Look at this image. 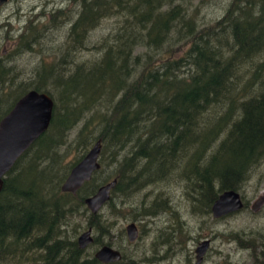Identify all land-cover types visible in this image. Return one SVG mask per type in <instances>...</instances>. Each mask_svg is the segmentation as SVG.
Masks as SVG:
<instances>
[{
	"label": "trees",
	"instance_id": "obj_1",
	"mask_svg": "<svg viewBox=\"0 0 264 264\" xmlns=\"http://www.w3.org/2000/svg\"><path fill=\"white\" fill-rule=\"evenodd\" d=\"M191 1L90 0L68 34L82 48L103 18L114 17L117 27L91 46L99 58L72 67L42 64L27 84L7 80L0 61V119L30 89L55 103L47 130L3 179L0 264H105L79 247L81 224L72 223L100 185L116 180L107 202L114 211L115 195L127 198L159 183L187 157L177 177L194 211L209 212L221 192L238 191L264 159V0H230L220 18L204 25ZM98 139L100 168L75 194L63 192L62 181ZM72 140L79 155L59 173L58 150ZM108 162L116 166L97 178ZM133 209L146 218L169 207L156 197ZM85 219L95 232L90 245H110L103 238L113 221L100 212ZM126 260L122 254L111 264Z\"/></svg>",
	"mask_w": 264,
	"mask_h": 264
},
{
	"label": "rangeland",
	"instance_id": "obj_2",
	"mask_svg": "<svg viewBox=\"0 0 264 264\" xmlns=\"http://www.w3.org/2000/svg\"><path fill=\"white\" fill-rule=\"evenodd\" d=\"M198 1L192 0L190 8L197 21L203 25L220 18L230 2ZM37 2L38 0H9L0 5V61L8 68L7 80H15L16 83L27 84L34 81L35 70L42 64L67 67L70 64L72 67L74 63L99 58L100 53L91 49V46L118 25L114 17L103 18L89 36L83 39V47L78 48V45L74 46L68 33L70 23L79 17L82 8L65 0H42L46 4L44 7L37 5ZM24 41L27 42L26 45L23 44ZM139 50L140 47L136 49ZM9 83L10 81L6 83L4 90L10 91ZM106 103L102 101L100 109L105 108ZM99 123L95 124L96 132L101 129ZM79 126L81 122L71 130L69 140L73 139ZM159 140V137L156 138V144L160 143ZM94 143L95 141L89 145L87 151ZM78 148L79 146L73 145V140L59 148V173L79 155ZM126 152L128 148L120 154ZM187 159L180 160L176 164V173H171L159 183L146 185L127 198L115 195L113 202L118 209L111 211L109 204L103 205L99 212L107 220L113 221L111 235L104 237V241L111 240L110 246L125 254L130 264H194L195 249L206 239L210 243L202 264H264V205L257 212L251 209L254 200L264 192V159L252 169L248 180L238 190L243 195L246 206L220 218L213 217L211 209L209 212L194 211L196 205L192 206L186 196L185 182L177 177ZM109 163L106 166L107 172L98 173L97 178L106 176L116 166V162L112 167ZM140 166L138 164L137 169ZM26 178L25 175L22 180ZM156 197L164 198L169 209H159L146 218L134 216L133 206H138L141 202L149 204ZM124 202L128 205L125 206ZM87 210H80L74 215L72 223L76 221L81 224L76 237L88 228L85 218L90 210ZM131 222L138 228V237L134 241L128 240L125 230L126 225ZM66 228L69 230L70 227ZM94 234L92 229L93 237ZM98 248V245H88L86 250L94 254ZM127 260L118 264H129Z\"/></svg>",
	"mask_w": 264,
	"mask_h": 264
},
{
	"label": "water",
	"instance_id": "obj_3",
	"mask_svg": "<svg viewBox=\"0 0 264 264\" xmlns=\"http://www.w3.org/2000/svg\"><path fill=\"white\" fill-rule=\"evenodd\" d=\"M5 0H0V3ZM53 99L45 92L35 89L23 94L0 119V191L3 179L13 167L19 157L41 136L48 128L53 111ZM101 139L95 141L86 154L70 169L61 185L63 192L75 194L81 186L92 178L93 173L100 168ZM113 179L100 185L97 190L85 198V205L92 213H98L111 196V189L115 186ZM264 205V192L252 203L254 212ZM244 208V201L239 191L225 190L221 192L211 206L213 217L218 218ZM129 241L138 237V228L134 222L125 227ZM93 242L91 227H88L77 237L81 249H85ZM210 241H201L195 249L194 264H201ZM94 257L102 263L118 262L122 259L121 252L110 245H102L94 252Z\"/></svg>",
	"mask_w": 264,
	"mask_h": 264
},
{
	"label": "flooded vegetation",
	"instance_id": "obj_4",
	"mask_svg": "<svg viewBox=\"0 0 264 264\" xmlns=\"http://www.w3.org/2000/svg\"><path fill=\"white\" fill-rule=\"evenodd\" d=\"M65 1H72L73 3H75L76 5H78V6H80L81 8H83V5L85 4V3H87L88 1H90V0H65ZM7 2H9V0H5V2H3L4 4H6ZM51 2H54V1H51ZM3 3H0V5H2ZM37 5H39L40 7H44L46 4L45 3H42V0H38V2L36 3ZM48 17H50V18H52V16L51 15H48ZM24 34V33H23ZM22 34V35H23ZM22 35H21V37H22ZM241 194V193H240ZM241 196H242V198H243V201H244V197H243V195L241 194ZM246 206V203H245V201H244V207ZM228 215V214H227ZM224 216H226V215H224ZM221 217H223V216H221ZM218 218H220V217H218ZM203 262V261H202ZM112 263H114V262H112ZM105 264H108V263H105ZM109 264H111V262L109 263ZM202 264V263H201Z\"/></svg>",
	"mask_w": 264,
	"mask_h": 264
},
{
	"label": "bare ground",
	"instance_id": "obj_5",
	"mask_svg": "<svg viewBox=\"0 0 264 264\" xmlns=\"http://www.w3.org/2000/svg\"><path fill=\"white\" fill-rule=\"evenodd\" d=\"M54 102V101H53ZM54 105H55V103H54ZM126 188V187H125ZM243 199V198H242ZM105 205V204H104ZM122 254V253H121ZM101 262V261H100ZM119 262V261H118ZM114 263H116V262H114Z\"/></svg>",
	"mask_w": 264,
	"mask_h": 264
}]
</instances>
